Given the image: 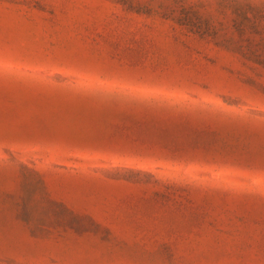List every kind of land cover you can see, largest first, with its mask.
Instances as JSON below:
<instances>
[{
	"label": "rangeland",
	"instance_id": "obj_1",
	"mask_svg": "<svg viewBox=\"0 0 264 264\" xmlns=\"http://www.w3.org/2000/svg\"><path fill=\"white\" fill-rule=\"evenodd\" d=\"M235 1L0 0V264H264Z\"/></svg>",
	"mask_w": 264,
	"mask_h": 264
},
{
	"label": "trees",
	"instance_id": "obj_2",
	"mask_svg": "<svg viewBox=\"0 0 264 264\" xmlns=\"http://www.w3.org/2000/svg\"><path fill=\"white\" fill-rule=\"evenodd\" d=\"M242 1L229 6L232 14L230 30L234 37L227 39L223 46L264 69V0ZM180 21L201 36L218 37V31L211 26L210 20L202 19L195 12L189 16L184 14Z\"/></svg>",
	"mask_w": 264,
	"mask_h": 264
}]
</instances>
